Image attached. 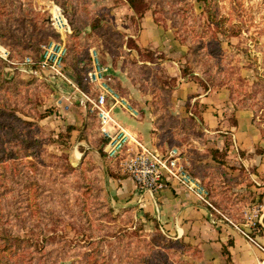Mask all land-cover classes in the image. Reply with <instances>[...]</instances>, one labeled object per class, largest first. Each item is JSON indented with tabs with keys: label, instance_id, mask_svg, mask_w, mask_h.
<instances>
[{
	"label": "trees",
	"instance_id": "16d2710c",
	"mask_svg": "<svg viewBox=\"0 0 264 264\" xmlns=\"http://www.w3.org/2000/svg\"><path fill=\"white\" fill-rule=\"evenodd\" d=\"M14 1L0 0V43L9 49L11 57H15L17 53L21 59L29 56L36 63L41 55L40 43L33 42L30 35L17 34L15 27L12 25V21H20L21 25L26 27V23L31 19L30 17L34 12L29 8L21 7L19 4L15 5ZM53 1L58 3L70 24L72 34L69 38H75L86 26H89V35L92 37L102 27L103 18L100 16H93L89 22L75 18L76 6L73 4V0ZM77 1L82 5L83 13L87 15L89 12L87 6L90 0ZM195 1L202 3L199 13L193 11L191 0H125L126 4L139 19L145 12L150 11L154 22L164 28H169L164 19H170L171 26L169 29H172L174 38L181 44L188 46L183 56L184 62L180 68L181 77H194L205 90L226 87L228 84L222 78H219L223 67L219 59L222 52L220 36H238L241 29L234 23L226 25L228 17L215 12L212 0ZM75 19L80 22V27L75 23ZM68 40L66 41L67 54L64 58V66L69 56L68 65L74 73L72 79L82 89L87 90L88 86L83 80V75L90 68L89 51L88 53L86 51L75 56L74 44L70 39ZM133 47L139 54H142L141 52L143 51L135 43ZM146 53V59L133 61L129 63L128 67L124 65L127 67V75L131 81L139 82L141 79L144 80L139 77L140 74H143L145 79L148 78L151 81L153 91L156 88L159 91V94L157 93L156 96H153L152 100L153 113L156 116L153 122L157 128V131L154 132L159 134L163 142L168 145L171 144L170 139L173 134L178 132L188 135V138L192 141L191 149L193 155L189 152L185 156L187 159V172L191 176L198 178L207 188L209 199L214 207L232 221L240 222L241 213L238 212L239 208L241 209L244 205L255 200L253 192L247 188L240 193H234L232 197L230 196V185L237 180V177L234 174H230L228 168L232 170L235 167L228 165L226 153L218 148L199 150L198 146H204L206 143L204 139L205 131L195 117L191 116L185 120L180 119L182 123L185 121L186 125L176 132L179 118L169 111L171 105L170 92L176 84V79L162 78L146 64H140L142 61H152L154 59L152 52L148 51ZM102 62L107 65L104 60ZM63 70L64 72L66 71L64 67ZM196 73H199V75ZM43 84L44 82L36 76L23 80L20 79L18 73L6 75L4 63L0 59V195H5L9 192L15 194L16 189H22L27 192L33 191L34 205L38 213L33 225L27 224V221L22 216L16 217L18 229L26 231L23 235L12 231L9 224L5 222L6 220H0V264H55L64 255L63 251H57L54 239L48 236L45 228L46 225L51 224L55 216L47 206H42V199L39 198V195L44 193L45 188H41L42 184L37 177L40 172L38 161H43V154H48L43 146L46 142L68 144L72 132L77 130V140H83L88 144L89 148L84 151L79 167H72L70 164L65 165L68 169L67 173L77 172L80 177V185L77 190L82 195L94 199L95 210L102 212V214L95 212V219L98 221L106 213L103 208L112 213V206L108 202L109 194L101 183V179H103L104 175L114 178L125 176L113 171L114 168H111L113 166L110 167L109 164H105L107 161L104 151L106 140L101 136L98 119L94 113L86 112L83 124L78 129L74 125H68L65 132H60L55 138L48 137L46 141H43L41 137L45 133L39 126L38 121L47 114L38 113V102L35 97L33 98L34 95L36 96L34 91L37 85L43 86ZM229 93V98L233 101L235 109H250V106L246 103L247 98L234 100L231 96L230 88ZM186 109L191 111L189 105ZM191 112L194 113L193 111ZM18 113L23 116L18 115ZM166 119L174 121L175 127L166 124ZM146 146L158 149V147ZM166 149H163V151ZM93 152H98L104 163L103 167L98 165L97 161L93 159ZM28 157L30 159L27 161V165L31 168V173L25 174L22 160ZM263 195L264 193L259 194L256 197L257 200L260 201ZM122 210L123 212H134L133 208H123ZM81 232L83 236L87 237L84 242L86 249L83 252L81 264H97L101 254L104 262L109 264L113 251L117 253V261L122 258L125 251L123 241L117 247L115 244H109L104 247V241L110 240V237L98 239L88 227L87 229H82ZM117 235V233L113 234L115 237ZM251 235L255 236V232H251ZM165 237L163 246L168 251H173V247L177 246L183 252L190 251V253L199 256V258L202 257L201 251L197 246L184 242L182 238ZM232 243V240H229L226 244L221 245L223 264H234L229 250ZM54 251L56 253L55 258L51 259ZM174 251L177 250L174 249ZM166 264L169 263L166 262Z\"/></svg>",
	"mask_w": 264,
	"mask_h": 264
},
{
	"label": "rangeland",
	"instance_id": "374dc122",
	"mask_svg": "<svg viewBox=\"0 0 264 264\" xmlns=\"http://www.w3.org/2000/svg\"><path fill=\"white\" fill-rule=\"evenodd\" d=\"M14 2L15 5L19 4L21 7L29 8L34 12L30 17L31 19L26 23V27H23L20 21H12V25L15 27L17 34L30 35L33 42H39L40 52L42 51V45L52 39H60L59 34L52 28L49 20L50 7L52 6L51 2L59 6L57 2L53 0H15ZM120 2L123 1L90 0L87 6L89 12L85 15L82 10V5H80L77 0H73V4L76 6L75 18H80L87 22L91 21L93 16H100L103 18L102 27L96 31L92 37L89 35V26H86L75 38H69L72 33L66 36L65 40L69 41L68 39H70L74 44L75 56L83 54L86 51L88 53L89 48L95 47L99 51L102 60L109 66L111 65V67H114L115 63H118V65L123 63L128 67L129 63L133 61H137L138 59L143 60V58L146 59L147 51L142 50V54H139L133 47V39L126 37L125 32L118 27L119 23L115 19H111V16H113V8L118 5L116 3ZM109 3H113V5H109ZM191 4L195 13L201 11L202 3L191 0ZM212 4L217 14L228 17L226 25L234 23L241 29L238 36H220L222 52L219 59L223 67L219 74V78H222V80L228 84V86L224 87L228 90V98L230 94L229 88L234 100L247 98L246 103L250 106V109L246 110L251 111L252 121L260 131L262 139L264 140V0H212ZM138 19L137 15L133 13L130 20L135 23ZM164 22H166V25L170 28V19L166 18ZM75 23L77 26L80 25V22L76 19ZM126 24L127 23H125V25ZM184 46L187 51L188 46ZM0 48L8 52L7 60L0 57L4 63L6 75L9 76L10 74L18 73L20 79L23 80L34 77L16 70L15 67H19L24 60L21 59L17 53L15 57H11V53L5 45L0 43ZM160 56L163 55L161 54L159 57ZM68 57L64 66L66 70L65 73L70 78H73L74 73L68 65V61L70 60ZM148 67L152 70L156 68V66ZM38 73L39 76L36 77L41 79L44 84L43 86H38L39 83L36 82V84H38L34 91L36 92V96L34 95L33 98L35 97L38 102V113L47 114L38 121L39 126L45 133V135L41 133V138H43V141H46L48 137L55 138L58 133L65 132L66 127L73 121V118L75 119V115H78L76 120L81 119L83 115L81 109L83 108L76 100H68L65 98L66 94L71 93V89L64 81L59 78L48 77V74L42 71H38ZM196 74L199 75V73ZM159 76L162 77L161 75ZM139 77L144 79L135 82L140 89L146 93L151 91L153 96H156L157 93L159 94L157 89L153 91L151 81L148 78L145 79L143 74H140ZM114 79L116 87L127 96V92H125L127 91L126 87L122 85L120 80ZM130 100L135 105L133 100ZM229 101L233 104L230 98ZM187 106L188 104H186V107ZM191 111L194 113L185 117L175 115L179 118L177 120L176 132L186 125V122L184 121L182 123L181 120L188 119L191 116L197 119L204 130L203 123L201 119H199L198 111L195 109L194 105ZM18 115L21 116L22 114L18 113ZM166 120V124L175 127L174 121ZM77 132L78 131L75 133V130L72 132L68 144L65 145L46 142L43 146L48 154H43V161H38L40 172L37 177L42 184L41 188H45L44 193L39 195V198L42 199V206H47L55 216L51 224L46 225L45 228L47 229L48 236L54 239V245L57 246V251L61 250L64 253L62 259L57 260L55 264H81L83 252L86 249L84 242L87 240V237L82 235L81 230L87 229V227L98 239L110 237V240L104 241V247H107L109 244H115L117 247L121 241H123L125 251L122 258L117 261V253L113 251L110 256L109 264H166V262L169 264H209L208 261L204 259L198 244L191 243L200 249L202 255L200 258L190 253V251L183 252V250L177 246L173 247V251H168V249L163 246V242L165 241L164 238H166L165 236L175 238L174 236L168 235V233L163 228L160 229L155 222L150 223L140 219L135 211H130V213L123 212V208H113L110 195L108 202L112 206V213L103 208L106 213L101 220H96V213L102 214V212L95 210L96 206L93 204L95 203L94 199L82 195L81 192L77 190L80 185V177L77 175V172H73L72 174L67 173L68 169L65 165L70 164L72 167H79L84 151L89 148V146L85 147L76 144ZM204 139L206 143L199 150L203 151L215 148L207 147L208 139L206 133ZM170 140V145L165 142L161 144L158 149L163 150L167 147H176L183 155H188L189 152L193 155L191 149L192 141L188 138L186 133L180 134L177 132L171 136ZM161 142H163V140ZM222 151L226 153V151ZM254 152L259 154L263 153L264 150L260 147H256L251 153ZM77 153H79V156H77ZM93 153V159L97 161L98 165L103 167L104 163L98 152ZM29 159L28 157L22 160L25 174L31 173V168L27 165ZM106 159L107 161L105 164H109L110 167L113 166L111 167L112 169L114 168L113 171L120 173V171H118V159ZM238 169L239 170H237V167L232 170L228 168V172L232 175L236 172L234 176L237 177V182L235 181L230 185V196L232 197L234 193H240L248 188L253 192V198H255V200L252 203L244 205L241 209L239 208L238 212L241 213L240 222L232 221L220 210V214L215 213L212 215L215 223L209 221L212 225L214 224L219 228H230L238 232L254 250L260 252L262 256L261 262H264V195L260 201L256 198L259 194L264 193V172L256 179V184L251 180L247 170L243 167ZM106 179V175H104L103 179H101L102 182H100L104 185L106 191H108ZM252 185H254L253 188L251 187ZM34 202L33 191L27 192L22 189H16L15 194L9 192L5 195H0V220H6L5 222L9 224L12 231L19 232L21 235L25 234L26 231L18 229L16 217L22 216L27 221V224L33 225L38 216ZM253 231L255 232V236L251 235ZM116 233L118 234L117 237L113 236V234ZM243 233L254 238L257 244ZM119 237L121 238L118 240ZM229 240L231 239H228L225 244ZM183 241L190 243L189 241ZM174 249L177 251H174ZM219 251L221 254V248ZM215 253L217 252H212V255ZM55 254L54 251L51 259L55 258ZM223 260L221 254L222 264ZM97 264H106L102 254L99 256Z\"/></svg>",
	"mask_w": 264,
	"mask_h": 264
},
{
	"label": "crops",
	"instance_id": "0c3cea01",
	"mask_svg": "<svg viewBox=\"0 0 264 264\" xmlns=\"http://www.w3.org/2000/svg\"><path fill=\"white\" fill-rule=\"evenodd\" d=\"M122 1L116 3L118 5L113 8L111 19L119 23L118 27L125 32V36L132 38L141 50L150 51L154 56L152 61H142L140 64L156 66V73L163 78L176 79V84L170 92L169 111L173 115L185 117L192 115L190 110L187 111L186 104L191 108L196 104L195 109L208 139L207 147L226 151L227 163L237 167V170L243 167L248 171L251 180L257 184L256 179L264 172V152L259 154L251 152L256 147L264 150V140L252 121L251 111L235 109L229 101L228 90L224 87L205 90L194 77H181L180 68L184 62L186 47L174 38L171 29L155 23L150 11L145 12L133 23L134 21L130 20L133 12L125 0ZM161 54L163 56L159 57ZM107 66L113 80L116 78L122 82L127 89L125 91L127 96L139 110L137 117L115 110L114 116L119 124L133 139L145 145L159 147L165 143L161 142L159 134L154 132L157 128L153 122L156 118L152 105L153 93L151 91L146 93L131 81L127 75V67L123 63L121 65L115 63L114 67L108 64ZM81 111L83 112L81 119L76 120L78 115H75V119L73 118L69 124L74 125L76 129L81 127L84 121L86 112L84 109ZM76 144L88 146L83 140H76ZM202 147L198 146L199 149ZM133 150L135 146L130 144L127 152ZM106 178L113 208H133L140 219L155 222L168 235L198 244L209 264H222L219 250L228 239L233 242L229 250L234 264H264L261 262L260 252L254 250L238 232L212 225L207 207L175 181L167 180L163 187L149 191L139 189L135 181L127 175L122 178L109 176ZM212 252L217 253L212 255Z\"/></svg>",
	"mask_w": 264,
	"mask_h": 264
},
{
	"label": "built area",
	"instance_id": "2783aa9c",
	"mask_svg": "<svg viewBox=\"0 0 264 264\" xmlns=\"http://www.w3.org/2000/svg\"><path fill=\"white\" fill-rule=\"evenodd\" d=\"M51 4L50 24L59 34L60 39H52L42 45L38 62L34 63L27 56L19 67H15L16 70L32 76H39L38 71H42L48 74V77L64 81L71 89V93L66 94L65 98L76 100L85 112L94 113L97 116L99 131L106 140L104 144L106 157L118 159L120 173L131 177L141 190L154 191L163 187L167 180L175 181L207 207L209 220L215 223L212 215L220 214V212L211 203L207 188L198 178L187 172L185 155L176 147L163 151L146 146L139 140L133 139L116 120L115 110L125 112L131 117H137L139 111L130 98L115 86L109 67L102 62L99 51L95 47L89 48L90 68L83 75V80L88 86L87 90L82 89L64 72V58L67 54L65 39L72 30L61 8L52 2ZM0 57L4 60L8 59V52L3 48H0ZM130 144L135 146V150L127 152ZM243 234L255 242L254 238Z\"/></svg>",
	"mask_w": 264,
	"mask_h": 264
}]
</instances>
